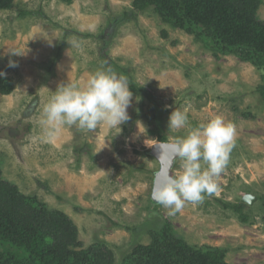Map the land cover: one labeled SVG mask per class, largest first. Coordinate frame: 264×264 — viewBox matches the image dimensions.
I'll list each match as a JSON object with an SVG mask.
<instances>
[{
  "label": "rangeland",
  "instance_id": "1",
  "mask_svg": "<svg viewBox=\"0 0 264 264\" xmlns=\"http://www.w3.org/2000/svg\"><path fill=\"white\" fill-rule=\"evenodd\" d=\"M133 1L12 0L0 9V77L12 83L0 93L1 176L66 213L82 246L102 244L113 264L148 244V231L163 219L189 245L223 249L229 264H264V64L222 50L202 26L187 31ZM256 18L264 22V0ZM108 58L132 86L129 119L120 128L66 126L43 140L39 121L53 92L85 82ZM175 108L193 126L223 116L235 126L236 143L218 191L169 217L150 197L159 163L149 150L162 142L159 134L169 142L186 133L168 131ZM180 163L177 157L173 173ZM246 195L243 223L223 204Z\"/></svg>",
  "mask_w": 264,
  "mask_h": 264
},
{
  "label": "trees",
  "instance_id": "2",
  "mask_svg": "<svg viewBox=\"0 0 264 264\" xmlns=\"http://www.w3.org/2000/svg\"><path fill=\"white\" fill-rule=\"evenodd\" d=\"M261 1L134 0L133 5L139 11L153 6L172 25L187 31L202 26V35L210 37L215 45L221 44L222 50L262 66L264 22L256 18ZM11 2L0 0V9ZM105 64L114 69L110 58ZM11 90L10 78L1 76L0 93L8 94ZM258 94L264 101V82ZM158 140L164 142L166 138L159 134ZM223 205L241 222H248L244 203ZM148 233L150 242L136 246L122 264H229L223 249L189 245L167 220L163 219L158 229ZM0 264H113V253L102 244L83 247L77 226L66 213L22 193L15 184L3 179L0 171Z\"/></svg>",
  "mask_w": 264,
  "mask_h": 264
},
{
  "label": "clouds",
  "instance_id": "3",
  "mask_svg": "<svg viewBox=\"0 0 264 264\" xmlns=\"http://www.w3.org/2000/svg\"><path fill=\"white\" fill-rule=\"evenodd\" d=\"M132 95L127 77L110 66H102L83 83H62L42 109L41 138L50 142L66 126L88 131L100 125L120 128L129 119L127 108ZM183 129H187L185 134L169 141L172 154L168 144H155L156 159L161 164L154 173L150 197L168 210L169 217L181 212L186 203H202L205 196L218 191L217 179L228 165L236 143L234 124L220 115L193 126L187 111L175 108L168 118V131L177 133ZM177 157L180 168L173 173L172 163Z\"/></svg>",
  "mask_w": 264,
  "mask_h": 264
},
{
  "label": "water",
  "instance_id": "4",
  "mask_svg": "<svg viewBox=\"0 0 264 264\" xmlns=\"http://www.w3.org/2000/svg\"><path fill=\"white\" fill-rule=\"evenodd\" d=\"M157 143H165V144H168V152H169V154H172V149H171V145H170L169 142H156V143L152 144V146H151V148H150V150H149V153H150L153 157L157 158V155H158L157 147H156V145H155V144H157ZM157 161H158V160H157ZM158 163H159V167H160L161 162L158 161ZM173 163H174V162H173ZM173 163H172V166H173ZM153 180H154V178H153ZM251 197H252V196H250V195H246V196H244V197L241 199V201H242L243 203H248V204H250V203H251V199H252Z\"/></svg>",
  "mask_w": 264,
  "mask_h": 264
}]
</instances>
